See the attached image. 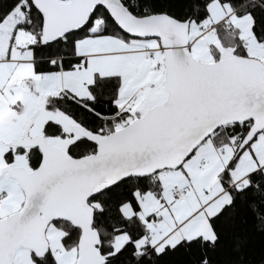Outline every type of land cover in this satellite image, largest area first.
Listing matches in <instances>:
<instances>
[{"label": "snow or ice", "instance_id": "obj_1", "mask_svg": "<svg viewBox=\"0 0 264 264\" xmlns=\"http://www.w3.org/2000/svg\"><path fill=\"white\" fill-rule=\"evenodd\" d=\"M246 225L264 0H0V264H253Z\"/></svg>", "mask_w": 264, "mask_h": 264}, {"label": "trees", "instance_id": "obj_2", "mask_svg": "<svg viewBox=\"0 0 264 264\" xmlns=\"http://www.w3.org/2000/svg\"><path fill=\"white\" fill-rule=\"evenodd\" d=\"M247 235L246 254L253 264H259L260 260L264 258V235L252 229L251 225H246Z\"/></svg>", "mask_w": 264, "mask_h": 264}]
</instances>
